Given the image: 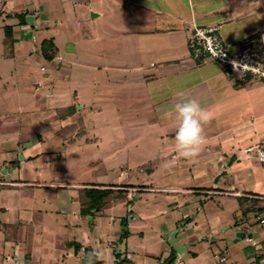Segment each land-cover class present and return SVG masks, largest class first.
<instances>
[{
    "label": "crops",
    "instance_id": "0c3cea01",
    "mask_svg": "<svg viewBox=\"0 0 264 264\" xmlns=\"http://www.w3.org/2000/svg\"><path fill=\"white\" fill-rule=\"evenodd\" d=\"M9 2L10 11L4 10V5L0 9L2 22L11 15L17 18L19 13L12 10V0ZM109 2L111 6L116 2L117 8L122 10L123 21L133 26L128 25L123 36H117L121 40L116 50L103 47L101 53L108 59L104 65L118 60L125 63L122 66L125 69L126 63L136 60L145 70L155 69L156 80L151 88L153 112L144 121L147 128L158 132L163 144L167 139L175 143L178 122L174 119V105L183 99H195L210 113V122L204 125L207 143L191 161L179 156L175 144L171 145L163 159V164L167 165L165 175L152 182L149 180L152 186L118 182L75 186L66 177L64 161L74 162L76 153L71 152L65 142L72 139L71 133L74 137L84 133V107H79L83 108V118L75 109L67 114L63 110L73 104L52 109L55 117L48 118L49 114L42 117L37 110H16L22 107V103H18L16 109L11 107L12 112L18 111L17 115L13 114L15 119L0 117V258L11 262L16 257L17 262L12 264H94L104 257L109 258L116 248L114 241L123 237L124 256L131 261L126 264H152L155 260L163 264L170 254L184 256L187 252L192 254L190 260L195 264L200 253L203 258L206 249H213L215 253L233 252L231 264H238L239 254H243L248 264H256L257 259L254 260L255 255L251 253L264 238V227L258 225L264 222V217L257 216L251 209L264 210V165L257 160L255 150L264 141V80L253 76L240 79L238 74L232 76L214 61L194 60L189 56L188 40L190 24L215 25L230 51L252 38L258 41L264 54V0ZM27 17H31L32 23L27 18L26 22L19 23L17 18L16 24L33 25L35 16ZM7 25L12 26V54L6 56L3 34L0 55L12 59L19 51L16 48L21 46L16 45L19 43L16 27L4 24L3 30ZM185 25H189V31ZM19 36L30 37L24 32ZM23 46L25 54L30 55V43ZM59 57L57 60H61ZM118 68L114 67V71L118 72ZM40 69L44 70L43 66ZM37 85L44 89L42 84ZM46 92L52 94L49 88ZM6 106H0V111L6 110ZM108 121L105 119L103 123ZM97 123L100 122L94 121L93 126ZM44 127L46 138H60L62 150L41 151ZM65 132L70 134L66 137ZM93 134L94 139H101ZM29 146L34 147L35 153L24 149ZM18 153L21 159L17 161ZM43 155L47 156L45 174L42 166L33 164ZM90 188L109 192L99 207H89L88 211L82 209L83 203L89 200L83 190ZM133 192H148L152 196L138 197L135 203L128 205V199H135ZM51 203L54 207L50 211L56 217L52 223H46ZM128 206L130 212L136 211L134 215L140 221L154 224L158 231L151 234L132 229L124 236L127 230L122 231L120 217L125 216ZM117 208L120 217L112 214ZM213 220L217 223H211ZM48 227L54 231L47 244L44 234ZM71 227L74 228L72 239ZM75 230L81 231L83 237L78 239ZM172 231L176 232L175 242L181 247L185 245L181 254L168 244ZM235 231L244 232L245 241L252 240V244L241 250ZM137 234L140 238L134 243L131 239ZM214 237L215 242L208 241ZM121 243L114 252L116 255L121 252ZM95 250L106 255L95 256ZM164 253L166 257L162 259ZM219 260L225 262L227 257Z\"/></svg>",
    "mask_w": 264,
    "mask_h": 264
},
{
    "label": "rangeland",
    "instance_id": "374dc122",
    "mask_svg": "<svg viewBox=\"0 0 264 264\" xmlns=\"http://www.w3.org/2000/svg\"><path fill=\"white\" fill-rule=\"evenodd\" d=\"M4 1L0 0V9L4 5ZM12 2V10L25 14L28 11L25 20L30 15H34L35 19L33 25L25 23L21 27L16 24L18 20L13 15L5 19L4 22L0 19V54L3 50L1 37L4 34L2 28L4 24L16 27L15 34L17 42H19L16 45L21 46L16 48L19 51L12 59H5L0 55V103L8 104L7 106L0 105L1 108L5 106L7 108L0 111V117L15 119L14 115H17L18 111L12 112L11 107L16 109V105L22 103V107L16 110H37L41 112L42 117L49 114L48 118L55 117L52 109L73 104L75 111L78 114L81 112L80 116L76 115L83 118V108L82 110L79 108L83 106L86 118L84 133L74 137L72 133L65 132L66 137L69 134L72 136V139L65 143H68L71 152L76 153L74 162L62 160L66 162L68 181L76 184L75 186L84 183L111 182L135 186L140 184L141 187L152 186L153 184L149 180L152 182L153 179L165 175L164 171L167 165L163 164V159L168 154L170 146L175 143H171L167 139L163 144L158 132H151L144 122L153 112L151 88L156 80L154 78L156 77L155 69L145 70L136 60L126 63V70L122 68L125 63L118 60L104 65L105 60L108 59H105L101 53L103 47L116 50L121 40L117 36H123L129 26H133L127 20L123 21L120 16L121 8H117L116 2H113L111 6L109 0H12ZM9 4L8 0L3 9L10 11ZM116 9L118 10L115 11ZM92 13H100V16H94ZM186 27L189 31V25ZM190 28H193V24H190ZM22 32L26 35L29 34L30 37L20 38L19 34ZM189 34L191 35V31ZM111 36L112 38H110ZM45 38H52L56 46V57L52 61L43 59L39 53L40 41ZM27 42L31 45L30 55L25 54L24 51L23 45ZM111 55L118 57L115 54ZM57 56H60L61 60H57ZM112 64H114L113 67ZM41 66L44 70L40 69ZM114 67H119L118 72L114 71ZM112 73L117 76L114 77ZM132 73L133 75H131ZM37 84H42L44 89L38 87ZM48 88L52 90L51 95L46 94ZM42 97L44 100H41ZM105 119H108L109 123H103ZM94 121L100 123L93 126ZM45 129L46 127L41 132L45 135L41 151L46 153L62 150L63 144L60 138H46ZM93 133L98 134L101 139H94ZM24 149L30 150L31 154L35 153L33 146ZM46 155L33 163L34 166L37 164V166L43 167V174L48 170L45 167ZM15 159L17 161L21 159L19 153L16 154ZM133 193L135 199H128V205L135 203L138 197L152 196L148 192ZM53 207L54 205L51 203L46 223H52L55 220V213L50 211ZM126 209L124 217H120L118 208L112 211L113 215L122 218V231L127 230L128 233L132 229H139L151 234L158 231L154 224H145L140 221L134 215L136 211H129V206ZM253 209L251 211H254V214L257 213V216L264 217V210L261 208L257 210L256 207ZM132 215L133 219L130 220ZM211 223L216 224L217 222L213 220ZM85 224L87 227V218ZM258 225L264 227V222L258 223ZM73 229L70 239L73 238ZM53 231L52 227L46 229L45 243L48 244ZM81 233V231L75 230L78 239L83 237H81ZM235 233L241 250L252 244V240L245 241L244 232L237 234L235 231ZM125 234L126 232L123 233L124 236ZM139 238L140 235L137 234L131 240L135 243ZM122 240L123 237L121 240H115L114 246L117 248L118 243L120 244ZM0 241H2L1 237ZM208 241L215 242L216 238H208ZM263 241L264 238L260 243L258 242L259 244L252 250V253L250 252L252 256L255 255L256 264L263 263ZM228 245V247L231 246L229 242ZM116 248L111 251L109 258L104 257L102 260H97L98 263L126 264L131 262L127 256H124L125 241L121 243L119 256L114 253ZM205 251L202 259L201 253L199 254L195 264H231L230 258L233 252L220 250V253H215L213 249ZM250 253H248L249 256ZM225 256L227 261L219 260ZM165 257L164 253L162 259ZM192 257V254L187 252L184 256L176 255L175 259L182 264H192V260H190ZM122 259L126 261L123 262ZM13 262H17L16 257L11 262H4L0 258V264H12ZM91 262L93 263V261ZM248 263L243 254H239L238 264ZM55 264L58 263L55 262ZM152 264L161 263L155 260Z\"/></svg>",
    "mask_w": 264,
    "mask_h": 264
},
{
    "label": "built area",
    "instance_id": "2783aa9c",
    "mask_svg": "<svg viewBox=\"0 0 264 264\" xmlns=\"http://www.w3.org/2000/svg\"><path fill=\"white\" fill-rule=\"evenodd\" d=\"M191 57L197 61L211 60L222 65L232 76L244 79L253 76L264 80V54L255 40L247 41L236 50L230 51L218 26L193 24L188 40ZM257 160L264 165V141L256 146ZM264 264V241L262 243ZM169 264H180L175 258Z\"/></svg>",
    "mask_w": 264,
    "mask_h": 264
},
{
    "label": "clouds",
    "instance_id": "9594fccd",
    "mask_svg": "<svg viewBox=\"0 0 264 264\" xmlns=\"http://www.w3.org/2000/svg\"><path fill=\"white\" fill-rule=\"evenodd\" d=\"M174 119L178 122L175 130V148L179 156L194 160L207 143L204 125L210 122V113L195 99H183L174 105ZM93 255L106 254L95 250Z\"/></svg>",
    "mask_w": 264,
    "mask_h": 264
},
{
    "label": "trees",
    "instance_id": "16d2710c",
    "mask_svg": "<svg viewBox=\"0 0 264 264\" xmlns=\"http://www.w3.org/2000/svg\"><path fill=\"white\" fill-rule=\"evenodd\" d=\"M25 13H17L16 16L19 20V23L21 22H26L25 20ZM255 40V42L258 43L256 39L250 38L248 41ZM14 43V38H13V32H12V26L7 25L4 27V44L6 47V56H10L12 54L11 48ZM39 51L41 56L47 60V61H52L55 58V53H56V46L53 43V39H43L40 43L39 46ZM66 114L70 112V110H74V106L72 107H66L63 109ZM109 191L108 190H101V189H84L83 194L88 197L89 200H86V202L83 203V210H88L89 207L95 206V208L99 207L104 201V198L108 195ZM89 211V210H88ZM127 233V231H125ZM119 256V253L117 254ZM174 253L170 254L168 257V260L174 259ZM94 264H99L98 262H94Z\"/></svg>",
    "mask_w": 264,
    "mask_h": 264
},
{
    "label": "water",
    "instance_id": "95a60500",
    "mask_svg": "<svg viewBox=\"0 0 264 264\" xmlns=\"http://www.w3.org/2000/svg\"><path fill=\"white\" fill-rule=\"evenodd\" d=\"M27 19L32 23L31 17H27ZM175 235H176V232H174V231H172L170 233V238L168 239V244L170 246H172L177 251V253L181 254L182 253V249L185 248V245L183 247H181L180 244L176 243L175 242ZM163 264H169V261L167 260Z\"/></svg>",
    "mask_w": 264,
    "mask_h": 264
}]
</instances>
